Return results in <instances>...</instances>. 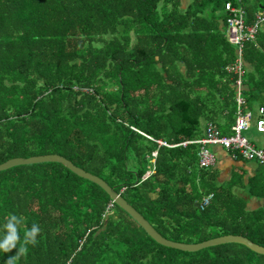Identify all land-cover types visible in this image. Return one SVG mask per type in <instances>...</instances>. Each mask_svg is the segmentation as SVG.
I'll return each instance as SVG.
<instances>
[{"label":"trees","instance_id":"1","mask_svg":"<svg viewBox=\"0 0 264 264\" xmlns=\"http://www.w3.org/2000/svg\"><path fill=\"white\" fill-rule=\"evenodd\" d=\"M251 25L264 0H0V164L57 154L105 181L164 238L240 235L264 247V176L218 181L198 166L214 124L231 135L238 48L224 5ZM245 107H264V24L242 49ZM156 153L155 157L152 156ZM241 159V158H240ZM263 204L249 210L246 198ZM209 204L200 208L204 198ZM10 215L35 246L15 264H264L239 244L161 246L94 183L58 163L0 172V240Z\"/></svg>","mask_w":264,"mask_h":264},{"label":"built area","instance_id":"2","mask_svg":"<svg viewBox=\"0 0 264 264\" xmlns=\"http://www.w3.org/2000/svg\"><path fill=\"white\" fill-rule=\"evenodd\" d=\"M226 18V39L228 42L238 48L237 58L233 64L226 68V72L236 76L235 86V103L236 117L234 125L231 127V135H222L219 129L212 123L205 125L202 137L182 141L177 144L168 145L165 142L157 141L159 145L168 148L197 145L198 166L203 169L214 168L217 163V157L211 150L212 147H220L230 153L233 159H243L244 161L256 162L264 166V147H256L249 142L243 133L249 129L253 122L256 133L264 139V107L259 106L254 112L245 107L243 98V77L244 67L241 49L244 43L254 40L259 28L264 24V12H259L255 16V21L251 25L244 22V10L235 7L231 2L224 5ZM155 156V153H153ZM212 196L204 198L200 208L203 209L209 204Z\"/></svg>","mask_w":264,"mask_h":264},{"label":"water","instance_id":"3","mask_svg":"<svg viewBox=\"0 0 264 264\" xmlns=\"http://www.w3.org/2000/svg\"><path fill=\"white\" fill-rule=\"evenodd\" d=\"M40 163H58L67 168L73 174L80 178L86 179L95 185L99 186L111 199V201L126 212L143 230L144 232L157 244L180 250L183 252H197L209 247H214L223 244H239L245 246L252 252L264 255V247L259 246L249 239L240 235H225L217 238H213L201 243L196 244H184L179 242L170 241L162 237L153 226L137 211L135 210L119 193H117L113 188H111L105 181L99 177L84 171L83 169L75 166L71 161L65 159L64 157L57 154L41 155V156H31L28 158H13L0 164V172L25 165H33Z\"/></svg>","mask_w":264,"mask_h":264},{"label":"crops","instance_id":"4","mask_svg":"<svg viewBox=\"0 0 264 264\" xmlns=\"http://www.w3.org/2000/svg\"><path fill=\"white\" fill-rule=\"evenodd\" d=\"M186 1L187 2H185V0H182L183 8H185L189 3V0H186ZM253 106L255 110L259 107L256 104H254ZM247 109L253 111V109H250V108H247ZM252 125H253V122L250 124L249 128H251ZM252 138L254 141H252L251 143L254 144L256 147H258L256 144H261L262 146H264V139L261 136L256 137V134H253ZM260 139L263 142H261ZM211 150L215 153L217 157V163L214 168L218 171V181L221 183H227L235 176H241L244 180L243 185L246 186L249 180L257 176L258 174H261L264 176V166L256 162L244 161L243 159H233L229 152H227L226 150L220 147H212ZM239 187L240 186L236 187L234 190L240 196L244 197V195L242 194V189H239ZM244 198H246L247 200V207L249 210H256L263 204V201L258 200L256 198H249L246 196Z\"/></svg>","mask_w":264,"mask_h":264},{"label":"clouds","instance_id":"5","mask_svg":"<svg viewBox=\"0 0 264 264\" xmlns=\"http://www.w3.org/2000/svg\"><path fill=\"white\" fill-rule=\"evenodd\" d=\"M22 218H18L16 215H10L8 217L7 223L4 225L5 235L2 240H0V251L5 253L11 252L16 249L17 243L20 242V235L18 227L21 224ZM40 233V227L37 224H33L31 229L26 230L24 233V239L22 246L19 248L18 252L14 256H10L5 264H15V262L27 253V245L35 246L37 241V236Z\"/></svg>","mask_w":264,"mask_h":264},{"label":"rangeland","instance_id":"6","mask_svg":"<svg viewBox=\"0 0 264 264\" xmlns=\"http://www.w3.org/2000/svg\"><path fill=\"white\" fill-rule=\"evenodd\" d=\"M185 2H187L186 0H185ZM255 111V109H253V112ZM250 130H248V131H245L244 133H243V136L248 140V141H250V142H252V141H254L253 140V138H252V135L253 134H256V137L258 136V137H260V135H258L257 133H256V130H255V127H254V125H252L251 126V128H249ZM261 140V139H260ZM261 142H263L262 140H261ZM258 147H261L262 145L261 144H256ZM262 147H264V146H262Z\"/></svg>","mask_w":264,"mask_h":264}]
</instances>
